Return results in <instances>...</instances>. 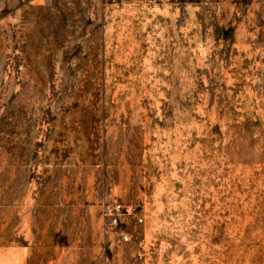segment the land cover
<instances>
[{"label":"rangeland","instance_id":"374dc122","mask_svg":"<svg viewBox=\"0 0 264 264\" xmlns=\"http://www.w3.org/2000/svg\"><path fill=\"white\" fill-rule=\"evenodd\" d=\"M0 264H264V0H0Z\"/></svg>","mask_w":264,"mask_h":264}]
</instances>
